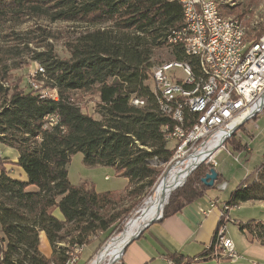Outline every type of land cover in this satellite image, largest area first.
Returning a JSON list of instances; mask_svg holds the SVG:
<instances>
[{"label": "trees", "instance_id": "16d2710c", "mask_svg": "<svg viewBox=\"0 0 264 264\" xmlns=\"http://www.w3.org/2000/svg\"><path fill=\"white\" fill-rule=\"evenodd\" d=\"M31 20L80 25L86 31L67 44L68 59L49 52L38 57L45 88L57 91V101L42 98L29 85L28 90L21 88L10 75L11 67L0 59V144L18 152L16 165L28 177L27 182L11 179L1 168L0 235L5 251L0 264H66L69 252L91 244L96 236L107 241L121 233L140 203L127 208V199H144L163 176V169L149 162L169 164L174 158L177 145L167 140L166 130L174 122L161 112L152 76L166 63L160 61L165 51L172 60H186L174 43V32L185 24L184 10L175 0H0V25L20 27ZM84 95L95 97L100 119L81 111L79 98ZM133 99L145 106H135ZM54 117L56 124L49 126ZM79 152L87 167H108L123 176L128 181L124 193L72 185L67 167ZM208 172L204 163L196 169L186 189L171 196L164 217L205 195L208 188L201 179ZM30 187L36 190L28 191ZM247 202L264 203V164L227 204ZM56 210L64 221L54 216ZM240 231L264 244V224L252 221ZM40 233L52 248L50 259L40 251ZM215 247L214 238L201 259L212 256ZM170 260L191 264L184 256Z\"/></svg>", "mask_w": 264, "mask_h": 264}, {"label": "built area", "instance_id": "2783aa9c", "mask_svg": "<svg viewBox=\"0 0 264 264\" xmlns=\"http://www.w3.org/2000/svg\"><path fill=\"white\" fill-rule=\"evenodd\" d=\"M175 1L183 7L185 24L174 32V43L181 47L186 60L156 67L152 90L161 112L174 122L172 127H166L167 140L177 145L173 160L190 159L208 151L202 162L216 168V155L244 125L264 111V33L255 41H247L243 21L222 15L219 0ZM28 85L42 98L58 100L55 89L45 88L44 68L31 74ZM132 103L145 106L137 99ZM49 122V126L55 125L57 118ZM1 168L0 161V175ZM222 188L226 189V184ZM222 206L215 248L234 263L239 254L226 235L225 224L237 206ZM214 208L216 204L211 203L210 210ZM82 249L69 252L66 264L78 263ZM4 251L0 236V262Z\"/></svg>", "mask_w": 264, "mask_h": 264}, {"label": "rangeland", "instance_id": "374dc122", "mask_svg": "<svg viewBox=\"0 0 264 264\" xmlns=\"http://www.w3.org/2000/svg\"><path fill=\"white\" fill-rule=\"evenodd\" d=\"M219 1L221 4L220 10L222 15L243 21L247 30V41H251L254 38L256 39V37L258 38L264 33V0ZM228 8L231 9L230 13H226ZM81 31H86L85 27L64 23L49 24L42 20L27 21L20 25V27L11 24L0 25V59L6 61L11 67L12 71L10 72V75H12L13 80L20 81V85H22L20 87L28 90V80L31 74L39 67L44 68L38 60L39 55L49 52L53 53V55L60 59H68L69 54L66 46L77 36V33ZM160 61L168 63L174 60H172L169 52L165 51L160 57ZM10 85H12V81L6 83V87ZM149 85H151V83H149ZM79 105L81 106V111L93 116L95 119H100L94 96H80ZM251 123L252 121L248 122L245 125V128L248 129ZM232 141H234L233 143L236 145L237 140L233 139ZM258 144L260 143L258 142ZM231 145V141H229L226 148L221 150V152H223V159H218L217 161L218 163L222 162V160L227 162L224 166L227 167V170L229 171V176L226 177L229 189L226 192L210 190L208 193L211 197L222 196V198H228L240 181H244L248 177H251V179L254 178L256 175L255 170L257 168L259 170L264 164V145L260 146L256 144L257 148L255 150L252 149V151L245 154H235V157L238 158V161L236 162L232 160L233 158H229L230 154L235 151ZM0 154L1 156L16 157L17 151L7 149L0 144ZM173 162L174 160L169 164H165L158 160L149 162L154 167L163 169V176L154 186L150 195L144 199H127V208L133 207L137 202H140L141 204H137L133 212L127 218L128 221L124 226V230L107 241H104L102 235L96 236L91 244L85 245L82 251L79 252L78 264H93L99 258L103 250L113 241L124 237L123 234L128 232L132 223L140 219L143 205L148 199H150L152 194H154L153 192H155L154 190H156V186L159 185L161 180L168 173ZM67 169L69 173L68 180H70L72 185L81 186L86 184L88 186H93L97 193L113 192L123 194L128 185V181L123 178V176H117L115 170L112 168L87 167L84 164L83 155L80 154V152L72 157ZM195 171L190 174L185 184L174 191L172 195L178 197L183 190L186 189L187 183L193 178ZM252 205L253 204H247V207ZM253 206L255 213L252 214L257 216L256 218H263L264 220V210H260L259 206ZM120 257V260L115 264H122L123 256ZM104 263L107 264L106 260Z\"/></svg>", "mask_w": 264, "mask_h": 264}, {"label": "crops", "instance_id": "0c3cea01", "mask_svg": "<svg viewBox=\"0 0 264 264\" xmlns=\"http://www.w3.org/2000/svg\"><path fill=\"white\" fill-rule=\"evenodd\" d=\"M249 126L246 129L244 125L243 129L234 137V140H237L236 145H240L237 146L240 150H235L230 154L231 157L229 156L230 159L233 158L234 162H236L235 154H245L252 151V149L255 150L257 145H264V111ZM233 142L231 146L235 149L236 146ZM222 156L223 152H219L215 157V162L218 163V159H223ZM18 159V152L16 157L1 156L0 154V161L3 162L2 167L6 169L8 176L14 180L27 182L26 173L16 165ZM226 163L225 160H222L215 168L221 180L220 183L217 184L216 182L214 187L206 190L203 197L196 199L177 214L164 217L160 222L148 227L136 241L127 247L122 258V264H169L170 258L173 256H184V258L191 261V264H264V244L257 241L247 231H240L241 225H247L252 221L264 224L263 218H256L257 216L252 214L255 213L253 205L259 206L260 210H264V203L262 202L240 204L235 212L230 213V220L225 224L226 235L233 241L239 254L237 262H230L217 248L214 249L213 256L201 259L211 249L215 235L220 228L222 205L227 204L232 194L237 191L243 182L242 180L235 186L236 188L228 198H222V196L211 197L209 195L210 190L226 192L229 189L226 180L229 171L224 166ZM210 167L208 165L209 170L212 168ZM255 171L257 173L258 168ZM225 184L226 189L222 188ZM35 190V187L28 188V191ZM211 203H215L216 208L210 210ZM247 204L253 205L247 207ZM207 211L208 213H206ZM54 216L60 221H64L59 210L54 212ZM39 239L41 253L50 259L53 251L47 237L44 233H40Z\"/></svg>", "mask_w": 264, "mask_h": 264}, {"label": "bare ground", "instance_id": "6f19581e", "mask_svg": "<svg viewBox=\"0 0 264 264\" xmlns=\"http://www.w3.org/2000/svg\"><path fill=\"white\" fill-rule=\"evenodd\" d=\"M208 151L201 152L189 158L174 161L168 173L157 186L154 194L142 207L140 219L134 221L128 232L123 234L122 239L113 241L103 250L99 258L93 264H115L122 256L124 246L153 220H157L164 207V201L169 192L182 187L190 174L207 157ZM119 258V259H118ZM118 259V260H117Z\"/></svg>", "mask_w": 264, "mask_h": 264}, {"label": "water", "instance_id": "95a60500", "mask_svg": "<svg viewBox=\"0 0 264 264\" xmlns=\"http://www.w3.org/2000/svg\"><path fill=\"white\" fill-rule=\"evenodd\" d=\"M244 123H245V122L242 123V125L239 127V129L243 126ZM232 134H233V133H232ZM232 134H231V135H232ZM202 164H203V162H201V163L197 166V168H195V170L198 169ZM195 170H194V171H195ZM194 171H193V172H194ZM193 172H192V173H193ZM192 173H191V174H192ZM218 178H219V175H218L216 169H215V168H211V169L209 170V172H208V173H207V174L201 179V182H202V184H204L205 187H207V188H212V187H214V185H215V183L217 182ZM179 188H180V187H179ZM179 188H177V189H179ZM177 189H176V190H177ZM176 190H174V191H176ZM174 191L169 192V193L167 194V196H166V198H165V201H164V207H163V210H162V214H161V216H160L157 220H153V221L150 222L147 226H145L144 228H142V230L138 233V235H137L136 237H134L133 239H131V240H130V241L124 246L122 256L124 255V253H125L127 247H128L131 243H133L134 241H136V240L141 236V234H142V233H143L148 227H150L152 224H154V223H156V222H160V221L164 218V211H165V208H166V206L169 204L170 198H171V196H172V194H173Z\"/></svg>", "mask_w": 264, "mask_h": 264}]
</instances>
